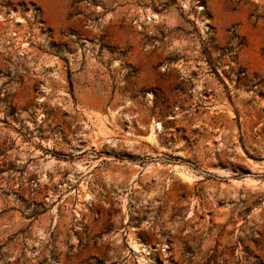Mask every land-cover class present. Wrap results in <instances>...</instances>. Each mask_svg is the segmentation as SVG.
<instances>
[{
	"label": "rangeland",
	"instance_id": "rangeland-1",
	"mask_svg": "<svg viewBox=\"0 0 264 264\" xmlns=\"http://www.w3.org/2000/svg\"><path fill=\"white\" fill-rule=\"evenodd\" d=\"M0 264H264V0H0Z\"/></svg>",
	"mask_w": 264,
	"mask_h": 264
},
{
	"label": "bare ground",
	"instance_id": "bare-ground-1",
	"mask_svg": "<svg viewBox=\"0 0 264 264\" xmlns=\"http://www.w3.org/2000/svg\"><path fill=\"white\" fill-rule=\"evenodd\" d=\"M155 19H151V21L153 22ZM156 130H161V126L159 124H156V125H153L150 129V133L147 137V140L150 141V142H154V139H155V136H156V133L155 131ZM185 171V170H184ZM179 176L187 183H190V184H193V182H195V177L190 173V172H180L178 173ZM246 183H249V179L246 180ZM132 249L136 252V253H139V254H142L143 252L144 253H147V250L145 247H142V246H139L137 244H133L132 245ZM143 256V255H142Z\"/></svg>",
	"mask_w": 264,
	"mask_h": 264
}]
</instances>
